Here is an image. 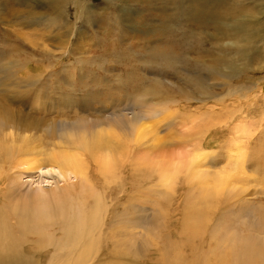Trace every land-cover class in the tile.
<instances>
[{"label":"rangeland","instance_id":"1","mask_svg":"<svg viewBox=\"0 0 264 264\" xmlns=\"http://www.w3.org/2000/svg\"><path fill=\"white\" fill-rule=\"evenodd\" d=\"M78 1L81 0H64L59 6L61 0H32L34 13H26L20 3L0 0V106L40 119L42 126L54 129L60 122L76 119L75 114L99 122L111 113L131 118L144 108L133 106V102L153 95L152 102L167 106L174 123L160 129V136L178 152L192 146L184 138L189 137L185 129L193 124L182 110L191 109L190 114L197 117L192 108L207 112L211 106L215 109L209 113L210 120L223 116L230 127L242 119L247 133L255 132L239 139L247 158L242 164L244 175L234 176L241 179L238 182L243 191L232 198L228 196L230 199L214 207L213 212L224 207L231 212L230 219H244L249 210V220L251 213L264 212V0H114L116 6L109 0H90L87 7L92 9L88 15L81 12L80 7L85 5ZM107 3L110 7H106ZM119 6L129 12L120 15ZM14 14L18 18L27 15V24H17L20 22L12 17ZM128 50L138 57L130 59ZM162 53L170 55L169 60L161 61L158 72L154 71L153 61H145V56L159 60ZM153 81L158 85L155 95L153 88L150 90ZM137 84L144 91L133 88ZM198 85H203L205 94ZM180 91L208 101L186 103ZM63 106H88L91 110L82 114L76 108L63 111ZM198 126L194 130L205 134L203 147L211 171L226 167L228 154L234 152L236 135L229 133V127L212 130L210 125ZM237 128L235 124L234 129ZM178 139L181 144H177ZM38 175L34 172L22 180L44 186L54 181L48 174L39 175L40 178ZM124 204H135L147 220L113 223L109 214L96 232L95 254L82 264H168L159 260L150 243L153 233L148 226L149 218L162 210H166L164 220L170 240L185 244L180 252L181 264H200L210 255L199 248L196 240L187 242L179 235L185 219L184 205L167 207L142 196L139 190L138 194L131 193ZM173 209L182 211L181 216L176 211L177 222L173 221ZM49 234V241L28 235L20 247L23 255L31 259V264H74L76 248L63 246L66 238L60 226ZM115 243L122 247L114 249ZM58 248L64 251L58 252ZM67 249L74 252H66Z\"/></svg>","mask_w":264,"mask_h":264},{"label":"bare ground","instance_id":"2","mask_svg":"<svg viewBox=\"0 0 264 264\" xmlns=\"http://www.w3.org/2000/svg\"><path fill=\"white\" fill-rule=\"evenodd\" d=\"M14 1L20 3L27 10L26 13H30V10L34 13L32 0ZM63 1L58 5L62 6ZM109 1L116 6L114 0ZM78 2L85 5L80 7L81 12L89 14L92 7H87V4H91L90 0ZM109 4L106 7H110ZM119 8L120 15L129 12L125 6ZM24 17H19L20 23L17 24H27ZM138 48L141 49L140 46ZM126 53L130 59L138 57L129 50ZM169 56L162 53L157 57L159 60L145 56L148 57L145 61H153V69L157 71V65ZM150 83L149 88H153L155 95L158 85L156 81ZM202 86L198 85L197 88L205 94ZM133 88L144 91L138 84ZM180 93L186 103L208 101L204 97L194 98L195 95L188 92ZM150 97H141L133 102V106L144 108L131 118L108 112L110 115L103 117V122L76 116L78 110L82 114L89 112L91 108L88 106H63V111L78 109L72 112L76 119L60 122L54 129L42 126L40 119L28 118V115L13 112L8 106H0V264H31V259L23 255L20 248L28 235H37L49 241L52 237L49 231L58 226L66 238L63 246L76 248L75 261L72 262L82 264L95 254L98 241L96 232L109 214L113 223L124 219L127 222L130 219L138 222L147 220L144 218L147 216H142L135 204H124L129 195L138 194V190L147 199L161 201L167 207L175 204L185 206V219L181 218L184 221H181L179 235L187 242L196 240L199 248L206 249L210 254L201 259L200 264H264V212L251 213L250 220L249 210L243 215L244 219H230L231 212L224 207L213 212L214 207L230 199L228 196L232 198V195H239L243 191L239 185L241 179L234 176L239 173L244 175L242 164L247 158L239 139L255 132L249 135L242 119L230 127L223 116L210 120L209 113L212 114L215 109L211 106L205 107L207 112H199L200 107L192 108L197 117L190 114L191 109L187 108L182 110V114L193 125L185 129L189 137H185L184 142L192 146L188 151L178 152L160 136V129L174 124L172 114H167V106L153 103V95ZM235 124L237 129H234ZM198 125H210L209 129L212 130L220 126L229 127V133L236 135L237 142L232 148L234 152L228 154L226 167L211 171L205 159L208 153L203 147L205 134L194 130L199 128ZM176 127H172L175 132ZM177 144H181L179 139ZM171 148V153L166 155ZM34 172L48 174L54 181L50 186L40 182L26 184L22 177H29ZM39 175L37 177L40 178ZM165 211L149 218L148 226L153 233L150 243L156 248L161 262L181 264L180 252L185 244L170 240L164 220ZM176 211L173 209L174 222H177ZM135 216L143 219H134ZM206 235L209 240L204 241L202 238ZM121 247V244H114V249ZM61 251L64 250L58 248V252ZM66 252L74 251L67 249Z\"/></svg>","mask_w":264,"mask_h":264}]
</instances>
